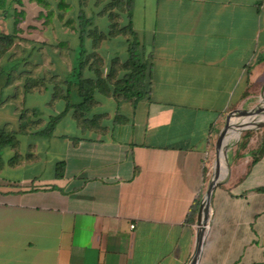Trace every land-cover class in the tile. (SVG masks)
Here are the masks:
<instances>
[{
  "label": "crops",
  "instance_id": "crops-1",
  "mask_svg": "<svg viewBox=\"0 0 264 264\" xmlns=\"http://www.w3.org/2000/svg\"><path fill=\"white\" fill-rule=\"evenodd\" d=\"M6 2L11 10L5 14L1 0L0 31L25 30L0 63L17 50L40 53L34 56L39 75L14 84L32 94L46 89L47 71H56L51 77L71 76L78 32L58 19L53 7L50 21L40 19L48 29L66 27L75 41L37 38L30 29L39 24L27 22V6L38 18L40 5ZM22 10L24 20L16 24ZM131 20L151 62L146 97L135 100L97 90L92 110L109 103L112 110L94 111L85 128L76 118L91 135H56L47 125L67 108L61 88V80H67L56 79L54 100H65L66 107L33 132L57 136L65 146L48 175L18 174L40 159L36 143L31 152H21L18 134L46 122L42 110L32 105L18 115L14 107L18 127L8 129L9 121L0 127L16 140L0 149V264H190L198 218L190 216L191 207L211 180L216 138L232 111L254 108L264 96V0H134ZM117 36L126 38L128 51L130 36ZM115 37L97 48L86 39L88 52L104 60L103 76L112 59L128 58L111 47ZM93 76L86 67L84 77ZM10 106L8 98L0 99V112ZM244 132L228 150L229 169L212 194L198 264H264V131L258 142L254 130ZM9 169L12 174L6 173Z\"/></svg>",
  "mask_w": 264,
  "mask_h": 264
},
{
  "label": "trees",
  "instance_id": "trees-1",
  "mask_svg": "<svg viewBox=\"0 0 264 264\" xmlns=\"http://www.w3.org/2000/svg\"><path fill=\"white\" fill-rule=\"evenodd\" d=\"M19 5H23L22 0H14ZM36 1L41 9L38 18H46L44 21H50L55 16V10L57 9V17L61 21L78 32L80 38V56H77L72 69V77H77L78 81L67 80L70 88L77 91L79 97H83V100L73 103L67 99V108L60 114L53 117L47 125L48 132L51 133L56 127L58 121L68 112L71 108H75L74 115L77 119H82L80 124L83 127L91 125V120L84 116L82 109H93L95 103V93L97 90L104 91L108 94L115 96L124 95L125 98H139L146 97L149 94L147 88L149 84V69L151 66L150 60L145 57L140 49L139 41L135 36L133 29L131 14L133 9L134 0H108L104 8L98 12L99 16H106L109 19V27L107 30L100 29L98 25H94V15L89 16L85 9L88 0H77L78 11L74 12V4L72 0H33ZM104 2V1H103ZM1 3V0H0ZM4 5V13L8 14L11 10V3L2 0ZM36 5V3H35ZM53 7H55L53 9ZM70 12L69 16H66ZM25 11L18 12L16 18V24L24 20ZM127 19V22L123 23V20ZM36 27V25H33ZM25 29L19 28L15 32H1L0 31V58L5 56L7 52L15 45L18 38V32H24ZM117 35L130 36L128 47V58L124 62H120L118 58H114L111 61L110 66L107 69V75L103 76L104 60L100 56H96L97 52H88L86 46V39H92V47L97 48L100 43ZM25 40L24 36H22ZM82 56V57H81ZM93 56V57H92ZM88 67L94 71L93 77H84V70ZM124 70L125 73L118 76V73ZM34 87V85L28 86ZM69 95L67 94L66 97ZM69 98V97H68ZM21 118H26L25 112H22ZM25 126V124H24ZM85 128V127H84ZM251 132H247L246 136ZM16 140L12 132H8L5 129H0V149L7 145L14 144ZM264 188H260L263 190ZM202 194L196 198V201L191 207L190 216H197L199 212V206L201 202ZM189 218V216H188Z\"/></svg>",
  "mask_w": 264,
  "mask_h": 264
},
{
  "label": "rangeland",
  "instance_id": "rangeland-1",
  "mask_svg": "<svg viewBox=\"0 0 264 264\" xmlns=\"http://www.w3.org/2000/svg\"><path fill=\"white\" fill-rule=\"evenodd\" d=\"M104 1V2H103ZM108 0H88L86 5H84V9L87 12L89 16H91L93 13L97 14L94 15V24L98 25L100 29L107 30L109 27V19L106 16H99L98 12L101 11L105 4L107 3ZM74 4V12L78 11V1L77 0H72ZM29 5V3L27 4ZM28 12H29V19L27 22H35L39 24L38 29H30V34L33 31L34 34H36L37 38L44 37L45 39H49L50 41L56 40V38H67L74 40L75 41V35L71 33V31H66V27H63L62 31L59 32L58 29L55 27L56 25L53 24L55 27L54 29H48V27L43 23V19L41 20L40 18H34V16L37 15L36 11L34 14V8H31V6H27ZM70 10L67 13V16L70 15ZM33 16V17H32ZM64 32V33H62ZM31 36V35H30ZM67 36V37H66ZM74 41L72 44L74 45ZM109 42V41H108ZM124 43H126V38L124 36H117L110 41V45L112 48L115 49L116 54H119L122 58H126L127 55H129L127 49L123 48ZM33 44L25 45L31 46ZM21 46V45H20ZM75 50L77 51V55L80 56V46L78 44V39H76V44H75ZM16 49L13 48V50ZM105 49V48H104ZM106 50H103L102 53H106ZM71 53V52H70ZM20 50H17V54L15 53L13 57L8 59L7 61L4 60L0 63V99H6L8 98L10 103L13 104V106L8 107L7 109H4L0 112V127L4 124V122L9 121L10 123L7 124L8 129H15L18 127V116L14 114V107H16V111L21 113V111L27 107H30L32 105H35V107H38L40 110H42V115L43 117H46V122H43L40 126H37L38 128H35L34 125H30L29 131L27 132H19V138L21 139V145H20V150L22 153H28L31 152L32 148H30V145L32 143H36L38 145V148L36 147V150L40 152V159L33 163H29L26 165V167H23V169H19V175H24V174H32V173H40L43 175H48L52 173V164L58 157L62 156L64 153V145L63 143H60L58 141L59 137L55 136H41L33 133L36 129H41L46 127L48 120L51 118L52 115H55L59 113L61 110H63L66 107V102L63 99H57L54 100V92L58 89L56 87V79H63V80H75L78 81L77 77H72V76H67L66 74L63 75V77H51L53 74L56 72H48L49 77L47 81V86L46 89L42 92H36V93H26L24 92V89L22 86H17L14 83L17 82L18 79L23 78V79H28L29 74L32 75L33 77H36L37 72H34L35 65H34V56L37 54L39 55V52H34L31 54L28 53H21L20 55ZM48 54V53H47ZM72 54V53H71ZM18 55V56H16ZM36 55V56H37ZM16 56V57H15ZM47 56V55H46ZM50 60H52L50 58ZM4 63V64H3ZM70 63V62H68ZM50 69V67L48 68ZM52 69V68H51ZM31 70L32 72H26V71ZM21 73V74H20ZM37 74V75H36ZM36 75V76H35ZM10 80L9 83L7 81ZM61 88L62 92L64 94H68L69 99L71 102H77L79 100H83V97L78 96V93L75 89L70 88L69 84L61 80ZM59 93V92H58ZM66 99V101H67ZM256 100V99H255ZM264 100V96L260 99V96L257 98L255 101L254 107H257L262 104V101ZM251 108V107H250ZM105 111V110H112V105L111 103L101 107V108H95L94 110H89L87 108L82 109V111L85 113L84 116L87 118H93V112L94 111ZM75 108H72V110L65 116L63 117L60 122L56 125V128L54 129V133L56 135H66L67 137H75V136H88L91 135L92 132H84L81 130V128L78 126V121L74 115ZM232 118H235L236 121H240L242 116L240 114L232 115ZM29 118L26 119V121ZM31 119H33V116H31ZM110 122V120L106 119L105 123ZM262 130L264 131V128L262 129H254V137L255 139L260 141L261 140V133ZM245 134V132H244ZM243 132L242 136L239 138L238 141L242 140L243 138ZM258 136L256 137V135ZM237 139L233 140L231 143L228 144L229 149L231 150L235 147L236 143L238 142ZM2 154H4V150L1 151ZM215 146L212 150L211 153V164H214L215 161ZM213 166V165H212ZM227 169H229V161H228V166ZM12 170H8L6 173L12 174ZM213 173V172H212ZM212 177V175H211ZM207 190V189H206Z\"/></svg>",
  "mask_w": 264,
  "mask_h": 264
},
{
  "label": "water",
  "instance_id": "water-1",
  "mask_svg": "<svg viewBox=\"0 0 264 264\" xmlns=\"http://www.w3.org/2000/svg\"><path fill=\"white\" fill-rule=\"evenodd\" d=\"M262 104L250 108V109H237L232 111L226 119L224 127L221 129V131L218 134V137L216 138V145H215V161L213 164V173L211 180L208 184V188L200 202L199 206V212H198V218H197V236H196V249L192 256L190 264H198L203 245L204 240L206 237V231L208 227L209 222V216H210V210H211V199L212 194L217 186H219L222 183V180L224 179L225 175L222 173L221 169V151L220 149L222 147L225 148V160L226 164L228 166V146L224 145L223 142L225 141L226 133L229 127V121L230 116L236 115V114H247V116L242 117L240 121L237 122L238 124V130H240L241 134L244 131L247 130H254V129H260L264 128V109H262ZM227 171V170H226ZM226 174V173H225Z\"/></svg>",
  "mask_w": 264,
  "mask_h": 264
},
{
  "label": "bare ground",
  "instance_id": "bare-ground-1",
  "mask_svg": "<svg viewBox=\"0 0 264 264\" xmlns=\"http://www.w3.org/2000/svg\"><path fill=\"white\" fill-rule=\"evenodd\" d=\"M262 109H264V100H263V103H262ZM254 107V106H253ZM242 117H245L247 116V114H242L241 115ZM261 118H264V117H261ZM238 124H237V121L235 118H232L230 121H229V127H228V130H227V133H226V139L225 141L223 142V144L226 146H228L229 143H231L233 140H236L239 138L241 132L240 130H238ZM221 151V169H222V173L223 175L225 174V171L227 170V164H226V160H225V148L222 147L220 149Z\"/></svg>",
  "mask_w": 264,
  "mask_h": 264
},
{
  "label": "built area",
  "instance_id": "built-area-1",
  "mask_svg": "<svg viewBox=\"0 0 264 264\" xmlns=\"http://www.w3.org/2000/svg\"><path fill=\"white\" fill-rule=\"evenodd\" d=\"M132 227H134V225H132Z\"/></svg>",
  "mask_w": 264,
  "mask_h": 264
}]
</instances>
